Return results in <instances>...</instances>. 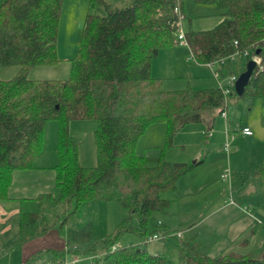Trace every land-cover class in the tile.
Returning a JSON list of instances; mask_svg holds the SVG:
<instances>
[{
	"label": "trees",
	"instance_id": "16d2710c",
	"mask_svg": "<svg viewBox=\"0 0 264 264\" xmlns=\"http://www.w3.org/2000/svg\"><path fill=\"white\" fill-rule=\"evenodd\" d=\"M192 1L216 3L223 14L213 27L185 30L199 62L237 48H261L264 53V0ZM62 5L63 0L0 2V71L4 65L18 67L10 78L0 74V199L9 197L14 169L34 165L44 146L47 122L59 121L55 184L48 192L21 200L20 242L53 227L62 232L85 201H117L123 218L101 238L106 248L102 258L90 264H264V220H256L239 236V249L219 255L209 253L215 233L195 223L175 233L178 260L167 251H150L138 243L117 244L127 232L143 238L159 232L169 235L170 229L156 216L170 205L165 193L175 190L181 176L203 160L169 159L165 152L185 124L202 121L205 110L220 107L224 111L229 103L218 85L195 87L187 80L183 87L167 88L164 78L152 72L159 50L178 39L179 13L188 17L184 0H131L122 6L89 0L70 75L29 77L32 66L61 59L57 40ZM249 60L245 56L228 61L221 75L242 72ZM230 95L264 96V68L255 67L243 94L233 88ZM73 118L98 121L92 165L80 161V140L69 128ZM157 121L166 123L164 143L139 153V137ZM253 174L264 183V160ZM257 231L263 236L262 244L258 249H244ZM94 249L91 246L86 252L93 255ZM72 250L77 251V245L70 244L67 251Z\"/></svg>",
	"mask_w": 264,
	"mask_h": 264
},
{
	"label": "rangeland",
	"instance_id": "374dc122",
	"mask_svg": "<svg viewBox=\"0 0 264 264\" xmlns=\"http://www.w3.org/2000/svg\"><path fill=\"white\" fill-rule=\"evenodd\" d=\"M128 1L119 0V3L123 5ZM184 5L188 14V17L183 19L184 30L189 27L203 28L206 25H211L210 23L220 21L223 17L221 8L216 3L184 0ZM88 10L89 0H63L57 40V52L61 59L54 64L32 66L28 70L29 77L66 78L70 75ZM17 71L16 65H4L1 67L0 74L3 78H10ZM162 73L168 75L164 80L165 87L179 88L185 86L189 81L191 83L198 82L193 78L194 75L201 77L210 75L211 69L197 63L193 56H190V60L186 62L185 66L179 68L176 76H172L174 74L172 68H163ZM236 97L230 95L229 98L233 100ZM245 98L246 100L240 99V104L251 101L252 97L246 96ZM213 116L215 117L214 126L206 128V123H211ZM221 121H223L222 127ZM225 121V116H222L219 110L214 115L213 111L205 110L204 120L185 124L174 135V145L165 152L169 159L192 160L194 162L195 159L201 160V155L199 156L198 153L197 156H194L201 149L204 151L202 157L206 158L205 164H196L192 170L181 176L175 190L165 193L171 199L170 205L166 212H158L156 216L165 221L166 226L170 229L169 235L164 236L159 232L158 238L149 240L127 232L121 235L117 242L118 245L138 243L150 251H167L178 260L179 251L175 233L182 231L181 228L195 223L206 226L215 233L216 237L209 250L211 255L239 249L238 240L245 234L243 227L247 225V219L249 221L247 227L253 225L256 220H264V183L253 174L262 161L259 160L261 148H258L256 143L243 141L238 145L232 144V139L227 141ZM97 125L98 121L95 118H73L69 122L71 133L80 140V161L84 165H92L96 162L94 130ZM58 126V119H50L45 126V153L52 152V149L58 145ZM166 129V123L162 121L150 124L138 139L137 151L139 153L153 151L156 146L162 145L166 138ZM206 129L212 131L208 134V140L216 141L211 145V148L201 143L205 139ZM222 134L223 139L220 137ZM230 145H232L231 150L234 149L232 152H229ZM230 156H232L231 160L235 167L231 166ZM225 172H228L226 176ZM55 209L59 212L62 206L59 204ZM17 217L19 220L20 214L18 216L16 213L13 216L12 224L15 223ZM122 218L123 209L117 201L91 200L83 202L77 215L68 218L61 233L68 243L77 245L78 250L69 251V254L73 257L77 256L79 261L73 262L64 259V262H67L66 264H83L85 262L82 261L83 256H91L93 261L98 257L101 259L106 250L101 238L113 232ZM7 235L2 236L3 241ZM262 237L261 233L257 231L252 238L250 236L248 240L250 245L245 246L244 249L252 247L258 249L263 242ZM94 238L99 240L92 241ZM91 246L95 248L93 255L86 252ZM9 252V247L3 245V242L0 243V264H19L16 261V253L10 257L11 253ZM52 261L60 262L61 260L53 255L50 257L41 255L39 259L35 258V261L29 264H49ZM88 264H90V260H88Z\"/></svg>",
	"mask_w": 264,
	"mask_h": 264
},
{
	"label": "crops",
	"instance_id": "0c3cea01",
	"mask_svg": "<svg viewBox=\"0 0 264 264\" xmlns=\"http://www.w3.org/2000/svg\"><path fill=\"white\" fill-rule=\"evenodd\" d=\"M107 1L115 6H122V4L119 3V0ZM130 1L131 0H129L128 3ZM125 4H127V2ZM218 22L219 21H216L215 23H210L211 25H206L203 28L199 27L197 29L210 28L216 25ZM190 56H193V59L197 63L211 69V74L208 76L201 77L193 74V78L198 82L192 83V85H194L195 87L206 86L204 84H207V86L218 85V79L214 74V69L220 68V66L215 64L213 67H210L206 62H199L195 58L189 44L182 43L178 39L171 46L163 47L159 50L158 54L153 58L152 72L155 76L162 77L165 80L168 75L162 73V70L163 68L167 67L169 69L172 68V70L174 71V74L172 76H176L178 74L179 68L185 66L186 62L190 60ZM229 97L227 96L226 98V102L229 103V106L224 111H220V108H215L213 110V115L219 110V113L222 116H225V138L227 141L232 139V144L235 143L238 145L243 141H246L247 143L258 144V148H261V154L259 155V160H262L260 161L261 165L264 160V96H250L252 97L251 101L243 104H240V99L244 98L242 100H246V96H237L233 100H231ZM214 124L215 117L213 118L211 123H206V128H211L212 126H214ZM222 126L223 121H221V127ZM244 126L251 127L253 129V133H244L242 131V128ZM208 130L210 129H206L205 139L201 143H204L205 146H209L211 148V145H213V143H216V141L212 142L208 140V134L212 132ZM220 137L223 139V134ZM231 149L232 145H230L229 152L234 151V149ZM197 153L199 156L201 155V159L203 160L202 163L205 164L206 158L205 156L202 157L204 151L200 149L195 153L194 156H197ZM231 158L232 156H230V160ZM197 160L199 159H195L194 162H196ZM57 161L58 155L56 152V147L52 149V152L45 153L44 146L43 149L39 151L35 156L33 166L14 169L12 173V180L8 189L9 197L0 199V243L3 242V245L9 247V253H11L10 257L13 256V253H16V261H18L19 264H29L31 262H34L35 258L39 259L41 255L49 257L53 255L57 259H67L69 261L72 260L73 262L77 258V256H70V252L67 251L70 247V243L67 242L66 238L61 234L62 232L58 227H53L46 233L21 243L18 217L17 219L15 218V223L12 224V221H14L12 220L14 219L13 216L16 215V213L18 214V216L20 214L21 200L23 198L37 197L41 193L48 192L53 189L56 178L55 164L57 163ZM232 165L235 167L234 163L231 160V166ZM163 222L165 223L164 220ZM248 224L249 221L247 219V225L243 227L244 232L249 228L247 227ZM4 234H6L7 236L4 237L5 240L3 241L2 236ZM83 260L85 261L83 264H88V260H90L91 262L92 258L91 256H83L82 261ZM77 261H79V258Z\"/></svg>",
	"mask_w": 264,
	"mask_h": 264
},
{
	"label": "built area",
	"instance_id": "2783aa9c",
	"mask_svg": "<svg viewBox=\"0 0 264 264\" xmlns=\"http://www.w3.org/2000/svg\"><path fill=\"white\" fill-rule=\"evenodd\" d=\"M176 11L180 12V9L178 6L176 7ZM179 15H180V18H179L178 40L181 41L182 43L188 44L186 33H185L184 28H183L184 15L181 12L179 13ZM236 43H237V41H236ZM245 56H250V58H252L256 61L255 67L258 66L259 69L264 68V53L257 52L256 50L251 49L249 47L237 48L234 51L230 52L229 54L218 56V57L206 62L210 67H213L215 64L220 66V68L214 69V74L218 79V86L222 89L226 98H227L228 94L231 93L232 89L235 88V82H236V79H237L239 73H232V74H229V75L223 77L221 75V68L228 61H236L238 58L245 57ZM242 131L244 133H247V134L253 133V129L249 126H244L242 128ZM226 174H228V172L224 173L225 176H226ZM181 232L182 231H178V234H181ZM158 237H159V234L156 233V234L148 236L146 239L152 240V239H156ZM60 262L59 261H52L49 264H66L67 263V262L65 263L64 260H62Z\"/></svg>",
	"mask_w": 264,
	"mask_h": 264
},
{
	"label": "water",
	"instance_id": "95a60500",
	"mask_svg": "<svg viewBox=\"0 0 264 264\" xmlns=\"http://www.w3.org/2000/svg\"><path fill=\"white\" fill-rule=\"evenodd\" d=\"M260 49L261 48H258L256 51L260 52ZM255 66H256V61L250 58L247 64V68L239 73L235 82V89L239 95L243 94V92L245 91V88L252 77Z\"/></svg>",
	"mask_w": 264,
	"mask_h": 264
}]
</instances>
